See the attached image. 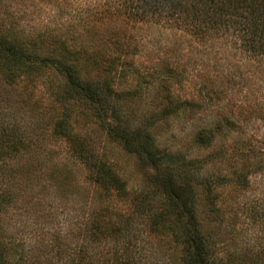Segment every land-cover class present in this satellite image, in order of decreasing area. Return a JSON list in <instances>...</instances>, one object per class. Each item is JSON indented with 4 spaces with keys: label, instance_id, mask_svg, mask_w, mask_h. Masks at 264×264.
<instances>
[{
    "label": "trees",
    "instance_id": "trees-1",
    "mask_svg": "<svg viewBox=\"0 0 264 264\" xmlns=\"http://www.w3.org/2000/svg\"><path fill=\"white\" fill-rule=\"evenodd\" d=\"M163 36L171 39L156 45ZM146 39L156 42H151L152 57L142 60L137 55ZM231 49L264 61V0H91L76 10L65 30L33 35L22 29L0 31V81L48 82L59 106L52 136L66 143L84 164L87 178L105 193L131 197L124 212L106 217L107 209L100 208L78 223L72 235L78 245L72 250L56 236L52 262L28 253L0 227V264H159L149 260L155 251L149 243L153 235L179 246L183 264H264V248L255 254L219 255L216 246L225 216L235 217L241 207L252 223H264V197L237 208L233 201V193L247 189L253 176L264 181V129L259 134L255 125L257 118L264 124V98L218 58L206 62V70L195 66L202 55L226 57ZM241 84L248 92L239 96ZM189 87L192 94L186 96ZM149 94L153 108L144 106ZM187 112L209 116L191 136L194 146L214 148L219 138H228L237 157L213 149L201 159L188 149L162 146L161 124ZM36 121L30 115L27 130L16 119L0 121V161L16 158L35 143ZM88 122L135 155L147 188L127 186L81 130ZM213 159L229 168H214ZM15 172L13 168L9 175ZM13 197L14 192L0 189V218ZM262 233L264 240V224ZM98 241L111 247L92 254L90 246Z\"/></svg>",
    "mask_w": 264,
    "mask_h": 264
},
{
    "label": "rangeland",
    "instance_id": "rangeland-1",
    "mask_svg": "<svg viewBox=\"0 0 264 264\" xmlns=\"http://www.w3.org/2000/svg\"><path fill=\"white\" fill-rule=\"evenodd\" d=\"M90 3L91 0H1L0 31L22 29L25 34L33 35L54 29L56 33L59 29L65 30L66 26L74 22L77 9L84 8ZM170 39L171 36H163L156 45L160 42L167 44ZM154 41L146 39L142 52L137 56L142 60L152 57L150 49L151 42ZM196 48L201 49L199 45ZM211 57L212 55L200 56L196 59L195 66L206 70L204 64L206 62L212 64L215 58H218L219 63L222 62L225 67L229 66L228 69L235 72L234 76L239 74L245 76L248 84L254 87V93L260 99L264 98V61L246 55L239 49H231L229 54L226 53V57L222 53ZM48 84L45 81H38L34 86L21 80L7 85L0 81V121L6 123L16 119L21 125L27 126L25 129L27 130L28 125L25 124H28L31 115L40 124L35 132L37 139L30 148L22 151L14 159L0 161V189L14 192L8 212L0 218V227L6 229L7 235L22 242L28 253L30 250L32 255H37L40 260L48 259L52 262L56 258L54 255L56 236L60 241L66 239L72 250L78 245L76 239L72 238L78 230V223L100 208L107 209L106 217L113 212H124L129 208L131 197L119 198L113 192L105 193L87 178L84 164L68 152L66 143L52 136L50 125L52 117L55 116L54 111L56 112L59 106L52 100ZM236 90L234 89L235 96ZM239 91V96L248 92L246 84H241ZM187 92L186 96H191V87ZM151 96L149 94L145 97L147 101L145 107L153 108L149 103ZM211 114L213 117V109ZM87 118L91 119L90 116ZM203 120H209V116L199 112L193 116L188 115V112L180 114L178 118L161 124L158 140L162 146L172 145L188 149L194 157L201 159L213 149H222L231 158H236L237 152L227 144L230 142L228 138L225 140L219 138L214 148H198L192 144L191 136L203 124ZM255 125L261 134L264 129L263 121L257 118ZM81 130L97 146L98 151L112 162L130 189L147 188L146 174L137 167L135 155L126 153L120 145L106 139L101 128L93 122H88ZM233 135L235 133L231 134ZM213 160L214 168L219 166L223 169L229 168L227 162ZM208 166L211 167V162ZM13 168L16 172L9 175ZM233 195L235 208L243 204L247 206L252 204L254 199L264 197L262 177L253 176L247 189L237 190ZM241 209L242 207L238 209L235 217H232V213L226 215L223 225L218 228L216 246L219 255H223L225 251H236L238 255L244 252L255 254L264 248L262 239L264 223L262 221L252 223L247 210ZM232 237L233 243L230 242ZM111 239L106 240L107 244H113ZM99 243L98 241L91 244L92 254H97L100 247L107 249L110 246ZM149 243L155 250L150 261L159 264H183L179 246L173 245L167 237L153 235ZM252 254L250 255L253 256Z\"/></svg>",
    "mask_w": 264,
    "mask_h": 264
}]
</instances>
